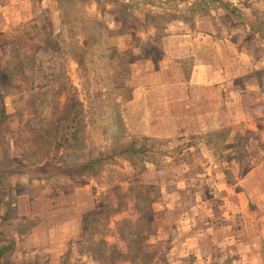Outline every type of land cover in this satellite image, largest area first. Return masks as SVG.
<instances>
[{
	"label": "rangeland",
	"instance_id": "rangeland-1",
	"mask_svg": "<svg viewBox=\"0 0 264 264\" xmlns=\"http://www.w3.org/2000/svg\"><path fill=\"white\" fill-rule=\"evenodd\" d=\"M230 1L244 9L251 0H210L200 7L199 1L190 2L191 8L196 3L193 10L199 15ZM188 4L189 0H0V102L8 108L3 119L25 124L23 130L11 132L14 138L21 136L19 148L26 157L47 156L55 146L70 181L88 185L96 198L92 210L83 214V239L69 246L63 264L172 261L171 238L157 239L166 238L173 227L168 223L162 233L163 222L172 217L163 205L179 198L187 202V193L172 190L178 183L190 188L198 182L194 175L206 169L207 162L197 155L206 149L197 145L194 154L195 138L184 130L174 138L137 134L128 126L131 114L126 104L131 101L130 88H135V72L141 70L135 61L141 54L156 59L152 43L170 19L187 16ZM251 5V14L258 13ZM243 138L242 151L238 144L233 150L242 173L253 162L249 156L264 151L257 138ZM200 139L201 135L196 140ZM216 145L214 150L225 149ZM236 163L235 159L233 171H228L230 182ZM214 258V264H227L235 255L228 262Z\"/></svg>",
	"mask_w": 264,
	"mask_h": 264
},
{
	"label": "crops",
	"instance_id": "crops-1",
	"mask_svg": "<svg viewBox=\"0 0 264 264\" xmlns=\"http://www.w3.org/2000/svg\"><path fill=\"white\" fill-rule=\"evenodd\" d=\"M190 1L187 16L170 19L152 43L156 59L141 54L135 61L141 70L126 104L137 134L174 138L184 130L195 138L194 154L197 145L206 149L197 155L207 162L194 175L199 183L172 190L187 193V202L163 205L172 217L162 233L173 227L157 239L171 238L170 264H214V257L228 262L233 255L227 264H264V151L249 156L258 163L244 173L233 152L245 135L264 144V0L247 2L255 14L250 4L241 9L230 1L199 15ZM7 113L0 102V264H63L69 246L83 239V214L96 198L88 185L70 181L55 146L47 156L26 157L21 136L11 132L25 124L4 120ZM216 144L225 149L214 150Z\"/></svg>",
	"mask_w": 264,
	"mask_h": 264
},
{
	"label": "trees",
	"instance_id": "trees-1",
	"mask_svg": "<svg viewBox=\"0 0 264 264\" xmlns=\"http://www.w3.org/2000/svg\"><path fill=\"white\" fill-rule=\"evenodd\" d=\"M213 1V0H212ZM203 2V1H202Z\"/></svg>",
	"mask_w": 264,
	"mask_h": 264
}]
</instances>
